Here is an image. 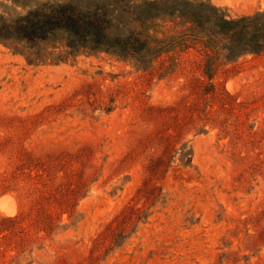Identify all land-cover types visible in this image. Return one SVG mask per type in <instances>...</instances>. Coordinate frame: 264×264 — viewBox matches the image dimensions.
Returning a JSON list of instances; mask_svg holds the SVG:
<instances>
[{
  "label": "rangeland",
  "instance_id": "rangeland-1",
  "mask_svg": "<svg viewBox=\"0 0 264 264\" xmlns=\"http://www.w3.org/2000/svg\"><path fill=\"white\" fill-rule=\"evenodd\" d=\"M210 2L232 18L264 11ZM162 63L33 65L0 44V174L20 147L88 151L45 241L8 221L34 198L0 183V264H264V53L211 65L189 49L164 75Z\"/></svg>",
  "mask_w": 264,
  "mask_h": 264
},
{
  "label": "trees",
  "instance_id": "trees-1",
  "mask_svg": "<svg viewBox=\"0 0 264 264\" xmlns=\"http://www.w3.org/2000/svg\"><path fill=\"white\" fill-rule=\"evenodd\" d=\"M7 1L11 5L0 15V44L33 65L105 55L148 71L167 56L164 75L176 71L178 56L189 49L211 65L264 53V11L232 18L210 0ZM52 149L42 155L17 148L15 161L8 158L13 171L0 174V183H15L25 198H34L28 212L8 220L21 237H28L26 227L35 226L37 238L45 241L76 202L74 177L83 172L88 151L59 144Z\"/></svg>",
  "mask_w": 264,
  "mask_h": 264
}]
</instances>
